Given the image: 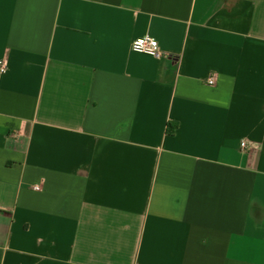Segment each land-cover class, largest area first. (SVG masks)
<instances>
[{
	"label": "crops",
	"instance_id": "0c3cea01",
	"mask_svg": "<svg viewBox=\"0 0 264 264\" xmlns=\"http://www.w3.org/2000/svg\"><path fill=\"white\" fill-rule=\"evenodd\" d=\"M0 62V264H264V0H0Z\"/></svg>",
	"mask_w": 264,
	"mask_h": 264
},
{
	"label": "built area",
	"instance_id": "2783aa9c",
	"mask_svg": "<svg viewBox=\"0 0 264 264\" xmlns=\"http://www.w3.org/2000/svg\"><path fill=\"white\" fill-rule=\"evenodd\" d=\"M131 49L134 52L146 54V55L156 57V58H159L162 56V53L159 50L157 41L149 35H145L143 37H140V38L133 40L131 43ZM5 70H6L5 63L0 62V73H4ZM206 84L207 85H213L214 84L213 77L207 78ZM248 146L249 145L244 141L240 143L241 149H247ZM34 189H38V187H34Z\"/></svg>",
	"mask_w": 264,
	"mask_h": 264
},
{
	"label": "trees",
	"instance_id": "16d2710c",
	"mask_svg": "<svg viewBox=\"0 0 264 264\" xmlns=\"http://www.w3.org/2000/svg\"><path fill=\"white\" fill-rule=\"evenodd\" d=\"M176 126H177L176 124H174V125L168 124L167 129H166L167 133L172 135L176 129Z\"/></svg>",
	"mask_w": 264,
	"mask_h": 264
}]
</instances>
